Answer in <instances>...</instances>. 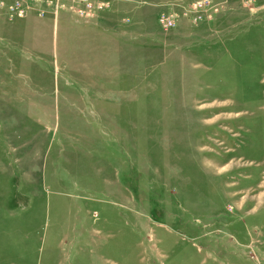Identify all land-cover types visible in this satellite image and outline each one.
Listing matches in <instances>:
<instances>
[{"label":"rangeland","instance_id":"obj_1","mask_svg":"<svg viewBox=\"0 0 264 264\" xmlns=\"http://www.w3.org/2000/svg\"><path fill=\"white\" fill-rule=\"evenodd\" d=\"M0 0V264H264V0Z\"/></svg>","mask_w":264,"mask_h":264},{"label":"built area","instance_id":"obj_2","mask_svg":"<svg viewBox=\"0 0 264 264\" xmlns=\"http://www.w3.org/2000/svg\"><path fill=\"white\" fill-rule=\"evenodd\" d=\"M34 1L38 0H8L2 2V5L6 8L8 14L11 16L18 15L20 16L26 10H29L34 7ZM59 0H46L49 5H53L54 9H58ZM79 6L71 8L72 11H76L78 18L83 20H89L90 16L93 15V11L100 10L101 4L94 5L90 0H73Z\"/></svg>","mask_w":264,"mask_h":264}]
</instances>
